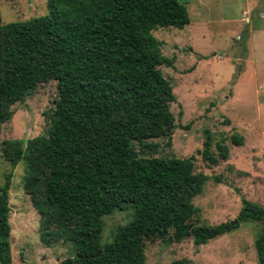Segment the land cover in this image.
Here are the masks:
<instances>
[{
	"label": "trees",
	"instance_id": "trees-1",
	"mask_svg": "<svg viewBox=\"0 0 264 264\" xmlns=\"http://www.w3.org/2000/svg\"><path fill=\"white\" fill-rule=\"evenodd\" d=\"M188 22L178 0H47L44 15L0 23V124L37 86L55 84L45 133L2 140L0 158L22 163L40 241L71 246L73 255L60 264H144L145 242L191 237L203 245L244 222L258 224L253 245L264 264V205L241 199L233 219L198 224L192 199L208 177L194 172L191 157H138L132 145L173 128V95L159 71L171 61L151 31ZM229 141L242 144L236 134ZM209 147L207 136L200 154L215 163ZM216 148L226 159V148ZM9 178L0 185V264H11ZM125 209L129 220L100 243L101 218Z\"/></svg>",
	"mask_w": 264,
	"mask_h": 264
},
{
	"label": "rangeland",
	"instance_id": "rangeland-1",
	"mask_svg": "<svg viewBox=\"0 0 264 264\" xmlns=\"http://www.w3.org/2000/svg\"><path fill=\"white\" fill-rule=\"evenodd\" d=\"M189 22L181 29L155 28L161 54L171 66H160L173 101L168 109L173 128L168 136L133 142L138 157L192 158L194 172L208 177L192 199L198 224L217 225L233 219L245 199L264 205V0H178ZM47 0H0V23L38 17ZM56 98L54 82L37 86L10 107L0 124V142H23L43 135ZM236 134L242 144L233 145ZM209 137L215 163L202 159ZM226 148L221 159L216 145ZM153 145V147H146ZM9 174L8 224L11 264H60L73 255L60 239H39V217L21 186L22 163L11 167L0 158V185ZM131 217L129 209L101 218L100 243ZM258 224L244 222L233 231L195 246L191 237L162 244L145 242L144 264H257L254 238Z\"/></svg>",
	"mask_w": 264,
	"mask_h": 264
}]
</instances>
